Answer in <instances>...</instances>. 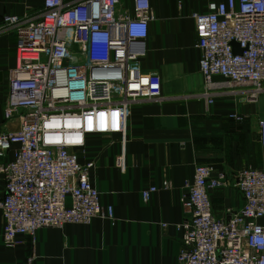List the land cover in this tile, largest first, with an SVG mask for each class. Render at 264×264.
Wrapping results in <instances>:
<instances>
[{
	"label": "built area",
	"instance_id": "obj_1",
	"mask_svg": "<svg viewBox=\"0 0 264 264\" xmlns=\"http://www.w3.org/2000/svg\"><path fill=\"white\" fill-rule=\"evenodd\" d=\"M44 0L28 24L7 16L0 28L17 27V60L10 71L6 121L20 118L17 132L0 130V176L5 194L3 243L33 244L42 228L115 220L82 164L89 137L124 135L132 107L162 101V79L145 73L139 60L154 19L150 0ZM204 78L201 97L214 104L216 92L239 90L250 99L264 93V0H210L207 13H192ZM26 24V25H25ZM233 43L242 53H236ZM232 117L239 119V115ZM264 149V117L257 121ZM117 165L124 167L123 155ZM162 187H171L165 180ZM235 187L243 207L227 217L214 214L212 190ZM159 191L150 186L145 202ZM186 212L178 226L182 249L177 264H264V167L237 173L197 165L181 198Z\"/></svg>",
	"mask_w": 264,
	"mask_h": 264
},
{
	"label": "crops",
	"instance_id": "obj_2",
	"mask_svg": "<svg viewBox=\"0 0 264 264\" xmlns=\"http://www.w3.org/2000/svg\"><path fill=\"white\" fill-rule=\"evenodd\" d=\"M150 1L154 19L139 66L160 75L164 100L137 103L124 135L91 136L85 150L77 152L82 164L94 163L91 182L102 204L113 206L115 220L42 228L34 244L30 236H21L18 245L7 247L0 210V264H177L183 235L178 226L186 218L181 198L194 181L196 166L213 165L234 174L264 167L256 106L230 88L216 92L212 105L201 97L204 78L192 13H207L210 0ZM43 7L44 0H0V21L17 16L28 24ZM123 7L130 11L132 0H124ZM17 40V27L0 28V130L6 132L21 127L20 118L4 117ZM120 155L123 168L117 165ZM165 180L170 188L162 187ZM153 185L159 191L145 202L142 193ZM4 194L0 176V200ZM210 197L220 218L244 204L235 187L212 190Z\"/></svg>",
	"mask_w": 264,
	"mask_h": 264
},
{
	"label": "rangeland",
	"instance_id": "obj_3",
	"mask_svg": "<svg viewBox=\"0 0 264 264\" xmlns=\"http://www.w3.org/2000/svg\"><path fill=\"white\" fill-rule=\"evenodd\" d=\"M245 97H246V100L244 102L246 104H249V105H255L257 110L259 111V115L257 117H254V118H257V120H258L259 118L263 117L264 116V93H262L256 99H250L248 94H245Z\"/></svg>",
	"mask_w": 264,
	"mask_h": 264
},
{
	"label": "water",
	"instance_id": "obj_4",
	"mask_svg": "<svg viewBox=\"0 0 264 264\" xmlns=\"http://www.w3.org/2000/svg\"><path fill=\"white\" fill-rule=\"evenodd\" d=\"M233 45L236 53H242V50L239 49V46L237 44L233 43Z\"/></svg>",
	"mask_w": 264,
	"mask_h": 264
}]
</instances>
